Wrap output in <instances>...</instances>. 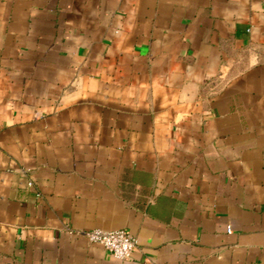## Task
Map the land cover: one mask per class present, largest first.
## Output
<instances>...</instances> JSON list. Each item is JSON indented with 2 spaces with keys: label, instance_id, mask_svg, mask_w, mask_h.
<instances>
[{
  "label": "crops",
  "instance_id": "crops-1",
  "mask_svg": "<svg viewBox=\"0 0 264 264\" xmlns=\"http://www.w3.org/2000/svg\"><path fill=\"white\" fill-rule=\"evenodd\" d=\"M0 264H264V0H0Z\"/></svg>",
  "mask_w": 264,
  "mask_h": 264
},
{
  "label": "built area",
  "instance_id": "built-area-1",
  "mask_svg": "<svg viewBox=\"0 0 264 264\" xmlns=\"http://www.w3.org/2000/svg\"><path fill=\"white\" fill-rule=\"evenodd\" d=\"M84 233L89 241L102 245L113 257L118 259L128 257L137 244L135 236L123 228L94 227L85 230Z\"/></svg>",
  "mask_w": 264,
  "mask_h": 264
}]
</instances>
